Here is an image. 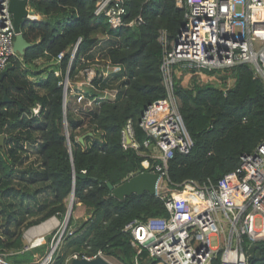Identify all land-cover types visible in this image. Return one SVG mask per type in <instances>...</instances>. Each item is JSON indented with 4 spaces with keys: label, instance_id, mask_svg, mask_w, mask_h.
<instances>
[{
    "label": "trees",
    "instance_id": "16d2710c",
    "mask_svg": "<svg viewBox=\"0 0 264 264\" xmlns=\"http://www.w3.org/2000/svg\"><path fill=\"white\" fill-rule=\"evenodd\" d=\"M122 1L125 23L140 17V24L110 28L103 15L95 14L96 0H28L35 16L22 21L20 32L32 46L23 56L10 58L7 75L0 82V99L6 95L12 102L0 109V130L5 139L4 147L0 146V256H14L6 257L5 263H33L27 259L31 254L24 247L20 228L37 226L52 217L62 220L73 186L74 202L87 210V218L80 223L70 218L52 256L53 264H65L73 254L92 256L97 252L121 264H134L135 250L129 235L122 231L125 224L167 216L159 198L143 193L118 200L106 183L118 186L141 169L142 158L122 148L121 130L131 121L137 140H143L138 123L144 108L166 99L160 71L164 50L159 36L164 31L167 42L173 41L184 11L176 6V0ZM98 33L108 39L99 58L121 70L102 81L95 79L97 93L88 88L83 92L97 98L104 91L114 90L116 97L96 109H79L70 115L68 105L75 97L68 90L64 101L61 82L71 51L77 46L69 70L73 82L80 80L81 71L96 63V48L101 46ZM60 53L64 57L57 64ZM201 73L216 76L219 85H200L194 77L189 86H182L183 75ZM174 94L192 140L187 155L174 151L168 161L167 177L174 185L187 180L221 182L239 166L240 157L252 153L264 139V83L253 78L250 66L239 65L223 72L185 71L175 78ZM36 105L40 110L35 115L32 109ZM84 130L93 138L86 147L76 135ZM36 134L40 135L36 148L40 169L21 171L25 146ZM73 172L85 178H74ZM38 184L48 186L53 200L40 219L26 223L36 216L24 209L33 197L30 187ZM243 247L248 264H264V241L244 239ZM44 248L43 244L33 252ZM156 263L152 260L146 264ZM210 264H219V257Z\"/></svg>",
    "mask_w": 264,
    "mask_h": 264
},
{
    "label": "built area",
    "instance_id": "2783aa9c",
    "mask_svg": "<svg viewBox=\"0 0 264 264\" xmlns=\"http://www.w3.org/2000/svg\"><path fill=\"white\" fill-rule=\"evenodd\" d=\"M122 4V0H96L95 14L103 15L112 29L140 24V17L125 23ZM176 6L184 11L178 35L169 43L164 31L159 36L164 50L160 71L166 99L144 108L138 123L143 140H137L131 121L121 130L122 148L131 149L142 158L138 172L158 176L153 196L163 202L167 216L130 220L122 231L129 235L135 250L134 264L152 260L163 264H210L217 257L219 264H248L244 239L251 243L264 241V139L252 153L243 154L239 166L217 184L187 180L174 185L167 177V169L174 151L187 155L192 147L179 113V99L174 94L178 73L223 72L248 65L253 78L264 83V0H176ZM12 22L8 0H0V75L15 55ZM76 52L77 46L71 51L61 82L66 90L64 101L68 90L83 112L98 108L104 101H114V90L93 98L85 95L83 89L97 93L93 81H102L121 68L108 60L99 67L98 55L94 63L97 68L90 66L81 71L79 78L83 83L78 85L69 79ZM63 57L64 53L58 54L56 63ZM89 73L92 76L86 79ZM59 74L55 72L56 76ZM32 110L38 114L39 105ZM97 257L103 258L101 252L92 256L73 254L66 264Z\"/></svg>",
    "mask_w": 264,
    "mask_h": 264
},
{
    "label": "rangeland",
    "instance_id": "374dc122",
    "mask_svg": "<svg viewBox=\"0 0 264 264\" xmlns=\"http://www.w3.org/2000/svg\"><path fill=\"white\" fill-rule=\"evenodd\" d=\"M96 38L98 40V43L101 45V46H98V48H96V53L101 57L102 56L101 53L103 52V50L105 48H107L106 42L108 41V39L105 35H103L101 33H98ZM101 47H102V49H101ZM256 48H257V45H256ZM99 56H98V59H99L100 64H98V65L100 67L101 64H104V61H103L104 59L99 58ZM91 66L92 67L95 66L97 68V66L95 64H92ZM91 76H92V73H89V75L86 76V79H89V77H91ZM109 76H111V74ZM180 76H181V74L178 73L176 75V78H178ZM194 77L196 78V80L199 82L200 85H205V84H212L214 86L219 85V81L216 78V76L211 77L205 73H201V74L196 75V76H193L191 74L183 75L182 76V78H183L182 86H189L190 82L193 79H195ZM75 81H77L78 85L80 83L81 84L83 83L80 80H75ZM79 105H77L75 103V101L72 100V104L68 105L70 107V110L68 111V113L71 115L74 112H77L82 107L81 105L80 106ZM87 133L85 132V130L79 131L76 133L78 138L84 136L83 147H86L87 145H89L93 141L92 135L88 136ZM66 134H68V133H66ZM86 137H91V140L88 141L86 139ZM39 143H40V135L36 134V135H34L32 142L26 144V146H25L26 150L24 151V155L26 158H25L23 165L20 168L21 171H27L28 169H30V170L40 169V159H39L38 155L36 154V148H37V145ZM67 145H69V147L71 148V145L69 142L67 143ZM29 191L31 192V194L33 195L34 198L33 197L29 198V200L27 201L28 207L26 209H24V211L25 212H27V210L33 211L34 213H36V216H35V218L30 219L26 223L40 219L44 215V213H46L50 209L49 205H50L51 201L53 200V193L51 192V190L48 188V186L46 184H38L36 186L30 187ZM13 201L15 203H17L18 200L15 199ZM68 202H69V198L65 201L66 207H68ZM43 208H45V209H43ZM40 209H43V210L41 211ZM64 217L62 220H59L57 217H52L58 221L57 225L53 226L52 228H50L48 231L41 234L40 236L35 235L31 238L28 237L31 230L35 229L34 227L37 228L41 224L34 226V227H24V228L22 227V228H20L24 247L26 249H28V251H29L28 253L31 254L30 256L27 257L28 260H31L35 264H42V263L53 264V261H51L52 258L48 259V254H49L50 249L52 247H54L56 244L58 247V245L60 244V242L63 238V235L65 233V230L63 232ZM70 218H73L77 223H80L81 221H83L84 219L87 218V210L82 205L78 204L77 202H74V200H73V208H72V213H71ZM50 219H48V220H50ZM0 224H1V222H0ZM256 226L257 227L259 226V222H257ZM66 229H67V227H66ZM62 232H63V234H62ZM61 234H62V236H61L62 238L60 237ZM38 238L41 240V243H43L45 245V248L40 252H33V247H32L33 242L36 241ZM42 238H43V240H42ZM212 244L214 245V239H212ZM34 248H37V247L34 246ZM6 257H9L10 259H12L14 256H12L11 254L1 255L0 256L1 264L5 263L4 259ZM68 258H69V256H68ZM103 258L106 261H108L110 264H121L119 261H117L113 258H106L104 256H103ZM9 263H10V261H9ZM33 263H31V264H33ZM5 264H8V263H5ZM156 264H163V263L160 261H157Z\"/></svg>",
    "mask_w": 264,
    "mask_h": 264
},
{
    "label": "water",
    "instance_id": "95a60500",
    "mask_svg": "<svg viewBox=\"0 0 264 264\" xmlns=\"http://www.w3.org/2000/svg\"><path fill=\"white\" fill-rule=\"evenodd\" d=\"M8 10L10 14L12 15V28L13 32L15 33L14 42H13V50L16 55L23 56L25 52L31 48V44L28 43L24 37L22 36L20 32V24L22 21L26 19L33 18L35 16V12L31 10L28 6V0H8ZM7 75V71H3L0 75V82L3 80V78ZM66 96V90H64V100ZM12 103L6 95H4L0 99V109L2 106L6 104ZM66 113L64 112V116ZM66 138H68V134H66ZM83 139L84 136L77 139V141L83 145ZM4 136L2 135V132L0 130V146L4 147ZM68 151L70 154V160L72 162V155H71V148L68 145ZM74 178H85L84 175H79L75 172H73ZM158 176L156 174L150 173V172H138L134 176L130 177L123 183H121L118 186H113L111 183L107 182L106 187L109 190L110 194L115 197L118 200H123L126 197H130L132 195H142L143 193H148L150 195L155 194V184L157 181ZM71 200H74V186L72 189V192L70 194ZM73 208V202H68V207L66 211V215L64 217V230L66 229L71 213ZM57 248V244L52 247L48 254V259H51L55 250ZM44 264V263H42ZM70 264H110L108 261H106L102 257H97L95 259H76L72 260Z\"/></svg>",
    "mask_w": 264,
    "mask_h": 264
},
{
    "label": "bare ground",
    "instance_id": "6f19581e",
    "mask_svg": "<svg viewBox=\"0 0 264 264\" xmlns=\"http://www.w3.org/2000/svg\"><path fill=\"white\" fill-rule=\"evenodd\" d=\"M72 201L73 202V199L71 200V198H69V202ZM58 221L55 219V218H52L48 221H45L43 223H41V225H39L37 228L34 227L35 229L31 230V232L29 233V236L28 237H33L35 235H39L40 233H43V232H46L48 231L50 228H52L53 226L57 225ZM43 243H41L40 246H42ZM32 247H34V242H33V245ZM36 247V246H35Z\"/></svg>",
    "mask_w": 264,
    "mask_h": 264
},
{
    "label": "crops",
    "instance_id": "0c3cea01",
    "mask_svg": "<svg viewBox=\"0 0 264 264\" xmlns=\"http://www.w3.org/2000/svg\"><path fill=\"white\" fill-rule=\"evenodd\" d=\"M37 18H38V17H37ZM43 233H45V232H43ZM43 233H40L39 236H40L41 234H43ZM40 245H41V240L38 238L36 241H34V246H36V247L38 248V247H41ZM33 248H34V247H33Z\"/></svg>",
    "mask_w": 264,
    "mask_h": 264
}]
</instances>
